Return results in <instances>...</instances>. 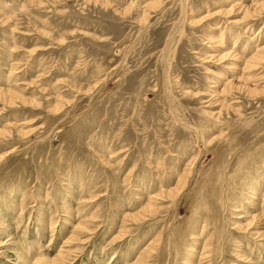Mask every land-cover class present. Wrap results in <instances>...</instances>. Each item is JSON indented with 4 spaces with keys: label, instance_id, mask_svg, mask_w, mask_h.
I'll return each mask as SVG.
<instances>
[{
    "label": "rangeland",
    "instance_id": "374dc122",
    "mask_svg": "<svg viewBox=\"0 0 264 264\" xmlns=\"http://www.w3.org/2000/svg\"><path fill=\"white\" fill-rule=\"evenodd\" d=\"M149 1L0 0V264H264V0Z\"/></svg>",
    "mask_w": 264,
    "mask_h": 264
},
{
    "label": "bare ground",
    "instance_id": "6f19581e",
    "mask_svg": "<svg viewBox=\"0 0 264 264\" xmlns=\"http://www.w3.org/2000/svg\"><path fill=\"white\" fill-rule=\"evenodd\" d=\"M159 0H152L151 2H150V4H149V6H153V4L154 3H156V2H158ZM257 1V0H256ZM251 2V1H250ZM252 2H253V0H252ZM255 2V1H254ZM259 2V1H258ZM257 5V6H256ZM235 6V5H234ZM240 6V5H239ZM238 6V7H239ZM237 7V6H236ZM252 7H254V8H256V11H257V9L258 8H263V10H264V3H262V4H260V5H258V4H254V5H251V6H248V5H242V6H240V8L241 9H244L245 10V16H248V15H250L251 14V10H252ZM261 8V9H262ZM260 10V9H259ZM258 10V11H259ZM262 10V11H263ZM261 11V10H260ZM256 15V14H255ZM240 23V22H239ZM251 37H253V36H251ZM256 36H254L253 38H251V39H254ZM218 42V41H217ZM219 43V42H218ZM234 46V45H233ZM259 46V45H258ZM214 48V47H213ZM228 54L227 53H225V54H222V56L221 57H223V56H227ZM220 57V58H221ZM248 57V56H247ZM262 61H264V45L263 46H261V47H258L257 48V50L255 51V52H253L247 59L246 58H244V61L243 62H241V66L242 67H240V69H239V65H236V64H234L233 65V67H231L232 68V70H234V72H239L240 73V75H238L237 76V79H238V81L239 80H248V81H251V79L253 78V75H251L250 73H251V71H253V69H256V66L258 65V64H260ZM232 65V64H231ZM247 81V82H248ZM233 86V84L231 83V84H228V82L226 83V85H225V87H224V90H226V89H229V88H231ZM252 88V87H251ZM0 97L2 98V99H5V100H7L8 102H10L11 100L13 101L14 99L16 100V99H21V100H25V98H23V97H21L19 94H17V93H15V92H13V91H11V90H6V91H4L3 89H0ZM55 106H57L58 108L60 107V104H58V105H55ZM55 109V108H54ZM186 176H187V171L185 172V173H183L180 177H179V179H178V181H177V184H176V186L175 187H173L172 189L170 188L169 190H167V191H164V192H167V193H174V192H176V191H178L179 190V188L181 187V185L185 182V178H186ZM183 187H181V189H182ZM162 192H163V190H162ZM160 194H162V193H160ZM160 194H158L157 196H159ZM156 196V197H157ZM154 199H155V197H153ZM264 200V199H263ZM147 207H152V208H154L155 207V203H152L151 201L148 203V204H146V206L144 207V208H147ZM143 208V209H144ZM257 216L258 215H253V216H251L250 217V219H249V221L247 222V226L249 227L250 225H252V222H253V220L255 219L256 220V218H257ZM149 249H150V247H149ZM150 251V250H149ZM61 254V253H60ZM59 254V257L60 258H62L63 257V255L61 254L60 255ZM39 258V257H38ZM50 260V259H49ZM47 258H39V259H37L36 261L37 262H39V263H43V262H48L49 261ZM54 262H57V259L55 258V259H52ZM51 261V260H50ZM138 264H141L142 262L141 261H136ZM53 263V262H52ZM51 263V264H52ZM137 263H135V264H137ZM54 264V263H53Z\"/></svg>",
    "mask_w": 264,
    "mask_h": 264
}]
</instances>
